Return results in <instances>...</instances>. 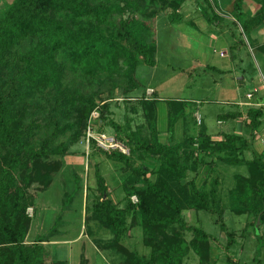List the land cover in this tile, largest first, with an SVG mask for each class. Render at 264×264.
<instances>
[{"label":"trees","instance_id":"1","mask_svg":"<svg viewBox=\"0 0 264 264\" xmlns=\"http://www.w3.org/2000/svg\"><path fill=\"white\" fill-rule=\"evenodd\" d=\"M186 1H2L5 4L3 7L0 4V264H47V240L33 243L26 240L32 223L27 210L34 205L29 189L37 179L45 186L51 185L48 177L52 173H42L46 178H37L42 169H50L45 160L65 155L78 143L86 135L94 111L100 113L95 122L97 129L106 131L105 125L114 128L115 136L131 149V156L121 152L105 154L111 160L125 163L137 175L126 183L124 208H119L99 176L100 194L90 216L115 235L108 246L120 251L121 264H184L191 253L197 256L199 264H213V238L204 229L188 224L184 217L187 209L217 216L223 231H227L223 223L226 210L238 216L254 215L252 226L256 232L264 225V152L259 153L253 147L255 131L263 123L262 108L248 111L250 122L245 135L231 132L215 140L204 121L199 125L194 120L197 132L188 131L181 140L171 133L170 140L163 142L158 127L157 97L138 99L133 113L143 123L134 130L129 123L122 126L110 119L107 98L101 97L102 92L97 89L102 82L116 88L117 77L125 76L124 94L142 91L144 87L135 84L133 73L141 59L151 66L155 65V59L142 37L144 25L136 17L142 14L155 19L171 7L174 9L171 18L176 22L182 19L180 9ZM204 1L206 7L200 5L203 16L208 23L220 24L223 13L215 11L211 0ZM255 1L259 9L254 16L245 11L246 0H231L229 12L236 19L234 25H239L248 37L250 46L251 31L264 25V0ZM126 14L129 16L124 18ZM251 65L257 72L253 62ZM168 106V128L172 132L184 118L186 106L174 101H168ZM240 114L227 112L219 118L230 120ZM248 152L253 156L248 158ZM135 156L139 161L154 159L155 181L147 177L143 164H134ZM220 164L244 168L235 173L234 185L227 193L232 203L229 207L223 201L218 175L204 188L197 184L201 171L218 173ZM191 173L195 174L192 179ZM187 176L188 182H184ZM133 195L139 200L136 205L131 200ZM127 217L142 225L145 245L151 249L149 256L120 244ZM185 231L193 233L190 240L186 239ZM227 238L228 245H233L232 232L227 231ZM228 263L236 264L230 258ZM52 264L68 262L59 259ZM82 264L87 261L83 259Z\"/></svg>","mask_w":264,"mask_h":264},{"label":"rangeland","instance_id":"2","mask_svg":"<svg viewBox=\"0 0 264 264\" xmlns=\"http://www.w3.org/2000/svg\"><path fill=\"white\" fill-rule=\"evenodd\" d=\"M5 2L10 3V0ZM211 3L215 11L223 13L218 25L208 23L203 16L200 5L206 7L204 0H187L180 9L182 19L176 22L172 21L174 9L171 7L161 11L155 19L137 15L136 18L145 28L142 37L154 52L155 65L151 66L140 58L141 63L133 73V80L135 84L143 85L144 89L131 95L124 94L125 76L117 77L116 88H110V83L102 82L98 85L101 97L107 98L110 106V119L122 126L129 123L134 130L140 129L143 119L133 113V108L138 104L139 98H149L148 87H151L161 99L159 127L163 142H168L172 134L177 140H181L182 134L188 135V131L193 133V124L188 130V114L197 109L204 116L203 120L205 118L211 132L222 127L226 130V127L218 123V115L234 107L232 95L238 88V71L234 70L233 64L237 66L241 57L248 54L252 56V51L248 37L239 25H234L233 21L236 19L229 14L231 0H211ZM4 4L1 3V6ZM128 16L126 14L124 18ZM222 52L227 56H220ZM236 58L238 61H234ZM252 59L254 61L253 57ZM207 65L210 66L209 69L206 68ZM122 68L126 70V67ZM248 87V84L244 85L240 94H245ZM168 101L183 102L186 106L184 118L176 123L172 132L168 128ZM104 128L106 131H97L115 136L114 128L106 125ZM263 137L259 139L261 146ZM99 150L101 149L95 142L88 144L86 135L83 136L65 155L45 160L50 169H42L37 178H46L42 177V173L50 172L52 174L48 178L52 180L51 185L45 186L37 179L29 189L34 207H30L33 208V214L27 210L32 223L26 240L27 243L47 240V264L59 259L66 260L68 264H82L83 259L87 264H121L120 251L108 246L115 235L110 230L101 228L90 216L100 194L99 176L103 177L119 208H124L126 183L129 178L137 175L125 163L111 160L105 151ZM125 155L131 156V149ZM132 160L136 166L143 164L147 177L155 181L157 165L153 158L147 157L139 161L135 156ZM218 168V173L208 169L201 171L197 184L204 188L218 175L222 182L223 201L229 207L232 203L227 193L234 185L235 173L244 171V168L226 164H220ZM194 176L193 173L189 174L190 179ZM184 182H188V176ZM131 200L135 205L139 202ZM184 217L190 226L204 229L213 238V264H229L228 258L236 264H264V225L256 232L252 226L254 215L238 216L226 210L223 223L227 231L233 233V245H228L227 231L221 229L217 216L187 209ZM124 226L126 230L123 231L120 244L130 251L136 250L149 256L151 249L145 245L142 225L138 221L133 223L132 218L127 217ZM184 235L187 240L193 237L191 231H185ZM184 264H199V260L191 253L185 258Z\"/></svg>","mask_w":264,"mask_h":264},{"label":"crops","instance_id":"3","mask_svg":"<svg viewBox=\"0 0 264 264\" xmlns=\"http://www.w3.org/2000/svg\"><path fill=\"white\" fill-rule=\"evenodd\" d=\"M2 1L3 0H0V4L2 3ZM244 8L247 14H249L250 16H254L259 9V4L255 0H248V3L246 0V4ZM250 39L253 44L252 46H250L251 51H252V56L248 54L239 59V64H237V66L235 63L233 64L234 70L238 71V74L236 76V80L238 82L237 83L238 88L236 91L233 92V95H232V98H233L232 104L234 107L227 112H239L241 113L240 116H238L237 118L230 119V120H220L219 115L227 113V112L219 114L218 123L226 127V130H224L222 127V129L220 128L214 132H211L210 128L205 122V118L203 120L204 116L201 115L202 120L207 125L209 134H211L213 136V139L215 140H219L223 138V135L225 133L236 132L238 134L245 135L246 132L248 131L247 123L250 122L248 111L251 108H262L264 111V25H261L253 29L250 33ZM220 56L226 57L227 55L224 53V55L220 54ZM252 57L254 58V61ZM237 59L238 58H236L234 61H238ZM251 62H253L254 66L258 68L257 72H254L253 69L251 68L252 66ZM206 68L209 69L210 66L207 65ZM215 69L218 70L219 68L216 67ZM247 84L249 86L247 89V92L245 94H240L243 86ZM149 89L153 90V88L151 87H148V90ZM155 93L156 91L153 92L154 94V95L152 94L153 96L149 95V98L157 97L158 100H161L158 95H155ZM250 94H251V97L249 96ZM166 108H167V115H168V111H169L168 103L166 104ZM196 111L194 110L192 113H189L190 119L188 120L189 122L188 130H190V125L193 124V121L195 120L194 115L196 116V113L198 112ZM158 115H159V103H158ZM262 121L263 123H262L261 128L258 131H255L256 139L253 142V147L255 151L259 153L264 152V137L262 139V142H263L262 146L259 143L260 137L264 136V115H263ZM158 127H159V119H158ZM159 130L161 131L160 127H159ZM197 131L198 129L195 128L193 132H197ZM182 137H184L183 134H182ZM160 138H161V133H160ZM252 156L253 155L251 152L247 153L248 158Z\"/></svg>","mask_w":264,"mask_h":264},{"label":"built area","instance_id":"4","mask_svg":"<svg viewBox=\"0 0 264 264\" xmlns=\"http://www.w3.org/2000/svg\"><path fill=\"white\" fill-rule=\"evenodd\" d=\"M221 55H224L222 52ZM153 90H148V96L153 94ZM251 97V94L249 95ZM100 113L98 111H94L91 115V120L89 122V126L87 128V142L90 144L91 142H95L97 146L105 152H121L123 154H129L130 149L129 147L121 140H119L116 136L106 134V133H99L97 130V126L95 124L96 120L99 118ZM195 119L197 123L200 125L202 124V116L199 112L196 113ZM134 202H138V198L136 196L132 197ZM28 212L33 214V208H29Z\"/></svg>","mask_w":264,"mask_h":264}]
</instances>
